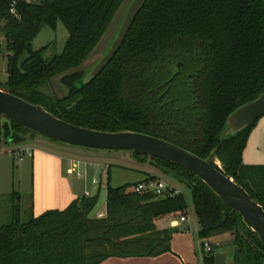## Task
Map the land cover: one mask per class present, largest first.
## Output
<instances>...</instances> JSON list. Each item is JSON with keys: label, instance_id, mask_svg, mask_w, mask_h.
Returning a JSON list of instances; mask_svg holds the SVG:
<instances>
[{"label": "trees", "instance_id": "trees-1", "mask_svg": "<svg viewBox=\"0 0 264 264\" xmlns=\"http://www.w3.org/2000/svg\"><path fill=\"white\" fill-rule=\"evenodd\" d=\"M123 1L14 0V14L12 0H0L7 49V77L0 88L82 127L148 134L202 158L216 148L226 174L264 209V165L242 162L257 120L220 142L227 116L264 92V0H145L114 56L84 82V70L77 67ZM58 20L68 35L61 50L48 57V44L34 49L31 41L43 25L55 29ZM61 73L65 94L41 89ZM27 133L36 134L0 114V144H21ZM132 154L190 190L200 239L232 235L229 264H264L257 234L194 173ZM135 184L113 187L107 173L94 195L77 197L63 209L30 212L25 219L14 203L9 221L0 225V264H100L112 256L171 251L177 228L160 229L156 223L187 214L183 193H138ZM101 189L106 190L102 215L88 217ZM217 250H204L202 264H214Z\"/></svg>", "mask_w": 264, "mask_h": 264}, {"label": "rangeland", "instance_id": "rangeland-1", "mask_svg": "<svg viewBox=\"0 0 264 264\" xmlns=\"http://www.w3.org/2000/svg\"><path fill=\"white\" fill-rule=\"evenodd\" d=\"M31 1L38 2L39 0ZM127 3L128 0H124L116 10L106 31L90 55L77 67L78 69L84 70L85 73L98 57L105 52L116 32ZM67 35L66 27L58 20L55 29L48 25H43L32 39L31 44L34 49L48 44L44 55L49 57L61 50ZM6 53L4 33L0 30V81H4L7 77ZM64 73L53 77L41 86V89L46 93L59 96L65 94L66 87L59 80ZM25 138L26 140L23 144H8L5 142L0 144V164L3 163L6 170V184L3 188L9 191L6 195L0 194V225L9 221L11 208L14 203L19 205L21 219H25L31 212L30 205L33 199L31 158L28 156L27 151L20 149L22 146H28L35 150L66 156L73 163L78 161L77 172L82 174V176H78L79 180H81L79 184L80 186L85 184L88 190L91 191L93 186H104L107 173L109 174L110 185L113 187L126 183H137L152 174H156V177L165 183L175 186L184 195L187 214L183 216L187 217V221L180 222L179 225H173V220H179V217H176L174 219L158 220L156 225L160 229L177 228V231L173 233L175 236L173 243L178 250L173 251L171 249V251L166 252L177 257L178 263L176 264H202L203 240L198 236L199 224L194 212L191 192L187 187L177 183L171 175L163 174L149 162L142 163L138 161L130 150L88 148L54 140L38 133L33 135L27 133ZM10 149L14 150L13 155L9 153ZM84 170H87V174L84 173ZM70 176L75 180L77 178L76 171ZM92 178H95L96 184L92 183ZM12 192H16L18 197H11ZM232 238V235L227 232L212 236L206 240L210 246H214L219 250H231Z\"/></svg>", "mask_w": 264, "mask_h": 264}, {"label": "water", "instance_id": "water-1", "mask_svg": "<svg viewBox=\"0 0 264 264\" xmlns=\"http://www.w3.org/2000/svg\"><path fill=\"white\" fill-rule=\"evenodd\" d=\"M145 0H128L116 32L107 49L84 73L83 81L95 77L111 60L121 46L136 14ZM0 114L22 127L68 144L98 148L131 150L136 155H148L175 163L194 173L227 206L236 212L247 228L255 232L264 244V209L233 178L226 174L216 157V148L206 158L161 138L135 131H101L69 123L54 116L39 104L0 88ZM264 115V92L251 99L226 118L220 142L225 136L233 135ZM156 198L148 200L153 202ZM106 203V190L99 196L88 212V217L99 214ZM230 250L214 252V264H229Z\"/></svg>", "mask_w": 264, "mask_h": 264}, {"label": "crops", "instance_id": "crops-1", "mask_svg": "<svg viewBox=\"0 0 264 264\" xmlns=\"http://www.w3.org/2000/svg\"><path fill=\"white\" fill-rule=\"evenodd\" d=\"M20 149L27 151L28 156L31 158L33 199L30 207L33 215H39L47 209H63L77 197L82 195L92 196L96 193L99 186H93L92 191L88 190L85 184L80 186L79 181L81 180H79L78 176H82V174L77 172L78 161L73 163L66 156L35 150L28 146H22ZM9 153L13 155L14 150L10 149ZM242 162L246 165H264V115L257 120L247 137L246 145L242 152ZM75 171L77 178L74 180L70 175H73ZM84 173L87 174V170H84ZM5 177L6 170L2 163L0 164L1 195H6L9 192L8 189L3 188L6 184ZM94 179L92 178V183ZM174 237L172 235L171 249L176 251L178 249L174 247L176 246L173 243ZM176 263H178L177 257L171 253H164L157 256H112L104 259L100 264Z\"/></svg>", "mask_w": 264, "mask_h": 264}, {"label": "built area", "instance_id": "built-area-1", "mask_svg": "<svg viewBox=\"0 0 264 264\" xmlns=\"http://www.w3.org/2000/svg\"><path fill=\"white\" fill-rule=\"evenodd\" d=\"M13 5H14V0H12L10 12L16 14V11ZM93 182L96 183V180H93ZM133 190L138 193H149V194H154L157 196H164L166 194L173 196V195L180 193V191L177 188L165 183L164 181L160 179H146V180L139 181L133 186ZM101 215L102 213L98 214V216H101ZM184 221H186V217L180 216L179 220H173L172 224L179 225L180 222H184ZM203 246H204L205 251H208L210 249V245L207 240H203Z\"/></svg>", "mask_w": 264, "mask_h": 264}]
</instances>
